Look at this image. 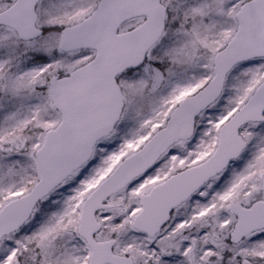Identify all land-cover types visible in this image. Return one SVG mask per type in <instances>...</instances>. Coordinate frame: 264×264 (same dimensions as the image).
I'll return each instance as SVG.
<instances>
[{
	"label": "snow or ice",
	"instance_id": "snow-or-ice-1",
	"mask_svg": "<svg viewBox=\"0 0 264 264\" xmlns=\"http://www.w3.org/2000/svg\"><path fill=\"white\" fill-rule=\"evenodd\" d=\"M0 264H264V0H0Z\"/></svg>",
	"mask_w": 264,
	"mask_h": 264
}]
</instances>
